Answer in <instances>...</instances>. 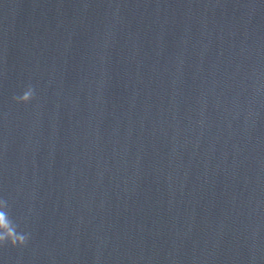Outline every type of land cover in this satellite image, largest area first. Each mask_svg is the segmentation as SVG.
<instances>
[{"label":"water","instance_id":"water-1","mask_svg":"<svg viewBox=\"0 0 264 264\" xmlns=\"http://www.w3.org/2000/svg\"><path fill=\"white\" fill-rule=\"evenodd\" d=\"M0 198V264H264V0H0Z\"/></svg>","mask_w":264,"mask_h":264},{"label":"clouds","instance_id":"clouds-1","mask_svg":"<svg viewBox=\"0 0 264 264\" xmlns=\"http://www.w3.org/2000/svg\"><path fill=\"white\" fill-rule=\"evenodd\" d=\"M35 99V89L29 84L21 95L13 96L16 103L28 104ZM18 224L12 219L8 202L0 198V247L10 244L12 247H23L30 234L18 231Z\"/></svg>","mask_w":264,"mask_h":264}]
</instances>
